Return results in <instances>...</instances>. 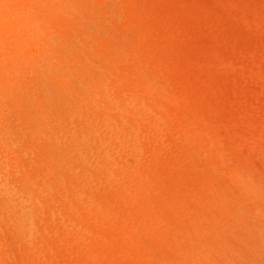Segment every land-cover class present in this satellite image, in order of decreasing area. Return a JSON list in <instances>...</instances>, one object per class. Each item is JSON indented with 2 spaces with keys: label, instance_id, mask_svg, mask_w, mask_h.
I'll return each instance as SVG.
<instances>
[{
  "label": "rangeland",
  "instance_id": "374dc122",
  "mask_svg": "<svg viewBox=\"0 0 264 264\" xmlns=\"http://www.w3.org/2000/svg\"><path fill=\"white\" fill-rule=\"evenodd\" d=\"M9 1L0 264H264V0Z\"/></svg>",
  "mask_w": 264,
  "mask_h": 264
},
{
  "label": "bare ground",
  "instance_id": "6f19581e",
  "mask_svg": "<svg viewBox=\"0 0 264 264\" xmlns=\"http://www.w3.org/2000/svg\"><path fill=\"white\" fill-rule=\"evenodd\" d=\"M0 1H2V0H0ZM6 1H8V0H6ZM10 1H11V0H10ZM10 1H9V4H10ZM15 1H17V0H15ZM21 1H23V0H21ZM24 1H25V0H24ZM24 1H23V2H24ZM29 1L31 2V0H29ZM45 1H46V0H45ZM48 1H49V0H48ZM57 1H58V0H57ZM61 1H62V0H61ZM67 1H68V0H67ZM73 1H74V0H73ZM73 1H72V3H73ZM42 2H43V0H42ZM54 2H56V1H54ZM54 2H52V4H51L50 2H49V3H50L51 5H54V6H55L56 4H54ZM59 2H60V1H59ZM68 2H69V1H68ZM6 3H8V2H6ZM26 3H27V2H25V4H26ZM32 3H33V2H32ZM47 3H48V2H47ZM47 3H46V4H47ZM49 3H48V4H49ZM56 3H58V2H56ZM65 3H66V2H63V4H65ZM69 3H70V2H69ZM83 3H84V2H83ZM173 3H174V2H173ZM9 4L7 5V7H4V8H5V9L8 8ZM37 4H38V6L42 5L41 2L38 3V1H37ZM37 4H36V5H37ZM58 4L61 5V2L58 3ZM74 4H75V2H74ZM127 4H128V3H127ZM0 5H3V4L0 3ZM4 5H5V4H4ZM4 5H3V6H4ZM31 5H32V4H31ZM60 5H59V6H60ZM67 5H68V4H67ZM38 6H37V7H38ZM62 6H63V5H62ZM68 6H70V5H68ZM77 6H78V5H77ZM77 6H76V7H77ZM79 6H80V5H79ZM87 7H88V6H87ZM2 8H3V7H2ZM4 8H3V9H4ZM32 8H33V7H32ZM40 8L42 9V7H40ZM44 8H45V5H44ZM44 8H43V9H44ZM56 8H57V6H56ZM78 8H79V7H78ZM45 9L47 10V8H45ZM45 9H44V10H45ZM49 9H50V8H49ZM64 9H65V8H64ZM88 9L90 10L89 7H88ZM1 10H2V9H1ZM1 10H0V11H1ZM29 10H30V8H29ZM31 10H32V9H31ZM46 10H45V11H46ZM51 10H53V9H51ZM103 10H104V9H103ZM127 10H128V9H127ZM3 11H4V10H3ZM5 11H6V10H5ZM54 11H56V10H54ZM54 11H53V12H54ZM130 11H131V10H130ZM14 12H15V11H14ZM20 12H21V11H20ZM57 12H58V11H57ZM122 12H124V10H123ZM0 13H1V12H0ZM2 13H3V12H2ZM9 13H10V12H9ZM9 13H7L8 16L11 15V14H9ZM12 13H13V10H12ZM22 13H23V12H21V14H22ZM44 13H45V12H44ZM46 13H47V12H46ZM50 13H51V12H50ZM62 13H63V12H62ZM125 13H127V12H125ZM3 14H4V13H3ZM19 14H20V13H19ZM21 14H20V16H21ZM35 14H36V13H35ZM53 14H54V13H53ZM63 14H64V13H63ZM5 15H6V14H5ZM17 15H18V14H17ZM26 15H27V14H26ZM32 15H34V14H32ZM32 15H31V16H32ZM54 15H55V14H54ZM66 15H67V14H66ZM128 15H129V14H128ZM3 16H4V15H3ZM13 16H14V15H13ZM18 16H19V15H18ZM20 16H19V17H20ZM34 16H35V15H34ZM34 16H33L32 18H34ZM51 16H52V15H51ZM56 16H57V14H56ZM126 16H127V15H126ZM1 17H2V16H1ZM9 17H10V16H9ZM53 17H54V16H53ZM2 18H3V17H2ZM4 18H5V17H4ZM4 18H3V19H4ZM14 18H15V16H14L13 18L11 17L10 19L14 22V21H15ZM29 18H30V17H29ZM32 18H31V19H32ZM16 19H17V18H16ZM27 19H28V18H27ZM39 19H40V18H39ZM39 19H38V20H39ZM57 19H58V18H57ZM1 20H2V19H0V22H1ZM11 20H10V21H11ZM35 20H36V19H35ZM134 20H136V19H134ZM18 21H19V18H18ZM18 21H17V22H18ZM26 21H27V20H26ZM26 21H23V22H26ZM29 21L31 22V20H29ZM29 21H27L28 23H26V24H29ZM5 22H9V21H6V20H5L4 23H2V24L4 25ZM13 22H12V23H13ZM20 22H21V20H20ZM20 22H19V23H20ZM128 22H129V21H128ZM9 23H10V22H9ZM19 23H17V24H19ZM10 24H11V23H10ZM10 24H9V25H10ZM30 24H31V23H30ZM34 24H35V23H34ZM11 25H12V24H11ZM67 25H68V24H67ZM117 25H118V24H117ZM124 25H125V24H124ZM124 25H123V26H124ZM14 26H16V25H14ZM54 26H55V25H54ZM56 26H57V25H56ZM63 26H64V25H63ZM78 26H79V25H78ZM78 26L76 25V27H78ZM0 27H2V26H0ZM6 27H7V29H8L9 26H6ZM17 27H18V26H17ZM27 27H28V26H27ZM33 27H34V26H33ZM35 27H36V24H35ZM61 27H62V26H61ZM65 27H66V26H65ZM67 27H68V26H67ZM2 28H4V27H2ZM2 28H1V29H2ZM11 28H12V27H11ZM11 28H10V29H11ZM20 28H21V27H20ZM29 28H30V27H29ZM29 28H28V29H29ZM31 28H32V27H31ZM42 28H44V26H43ZM58 28H59V27H58ZM81 28H82V27H81ZM116 28H118V27H116ZM28 29H27V31H28ZM34 29H35V28H34ZM34 29H33V30H34ZM39 29H40V28H39ZM39 29H37L38 32L35 31V30H34V31L37 32V33H40V32H39V31H40ZM52 29H53V28H52ZM56 29H57V28H56ZM71 29H72V27H71ZM71 29H69V30L71 31ZM11 30H12V29H11ZM19 30H20V29H19ZM42 30H43V29H42ZM65 30H66V29H65ZM15 31H16V30H15ZM48 31H49V30H48ZM50 31H52V30L50 29ZM50 31H49V34H50V35H49V34H48V35H49V37L51 38V33H50ZM62 31H63V30H62ZM83 31H84V30H83ZM87 31H88V30H87ZM1 32H2V31H0V33H1ZM7 32H8L9 34H13V33L9 32V30H8ZM13 32H14V31H13ZM18 32H19V31H18ZM20 32H22V31H20ZM31 32H32V31H31ZM60 32H61V30H60ZM71 32H72V31H71ZM74 32H76V31H74ZM27 33H28V32H27ZM33 33H34V32H33ZM41 33H43V31H41ZM44 33H45V35L47 36L46 31H45ZM65 33H66V32H65ZM22 34H23V33H22ZM24 34H25V33H24ZM82 34H83V32H82ZM36 35H37L38 37L42 38L41 36H39L40 34H36ZM45 35H44V36H45ZM83 35H84V34H83ZM93 35H94V34H93ZM11 36H12V35H11ZM46 36H45V37H46ZM128 36H129V35H128ZM9 37H10V35H9ZM62 37H63V36H62ZM23 38H24V37H22V38L20 37L21 40H22ZM31 38H32V37H31ZM53 38H55V37H53ZM0 39H3V38L0 37ZM4 39H5V38H4ZM8 39L11 40V37L8 38ZM24 39H26V38H24ZM24 39H23V40H24ZM37 39H38V38H36V40H37ZM42 39H43V38H42ZM44 39H45L46 42H47L48 38H44ZM44 39H43V40H44ZM6 40H7V39H6ZM28 40H29V39H28ZM32 40H34V39H32ZM32 40H30V41H32ZM50 40H51V39H50ZM58 40H59V39H58ZM146 40H147V39H146ZM8 41H9V40H8ZM11 41H12V40H11ZM51 41H52V40H51ZM77 41H78V40H77ZM12 42H13V41H12ZM33 42H35V40H34ZM37 42H38V41H37ZM37 42H36V43H37ZM39 42H41V40H39ZM39 42H38V43H39ZM52 42H53V41H52ZM54 42H55V41H54ZM0 43H1V42H0ZM10 43H11V42H10ZM18 43H19V41H18ZM38 43H37V45H38ZM41 43H42V42H41ZM41 43H40V44H41ZM125 43H127V42H125ZM146 43H147V42H146ZM152 43H153V42H152ZM11 44H12V43H11ZM23 44H24V43H23ZM25 44L27 45V43H25ZM30 44H31V43H29V45H30ZM108 44H109V43H108ZM156 44H157V43H156ZM156 44H155V45H156ZM0 45H3V42H2V44H0ZM31 45H33V44H31ZM43 45H44V44H43ZM46 45H47V43H46ZM81 45H82V44H81ZM83 45H84V44H83ZM157 45H158V44H157ZM7 46H8V45H7ZM24 46H25V45H24ZM27 46H28V45H27ZM27 46H26V47H27ZM33 46H34V45H33ZM41 46H42V45H41ZM88 46H89V45H88ZM4 47H5V49H6V46H4ZM4 47H3V48H4ZM42 47H43V46H42ZM48 47H49V46H48ZM48 47H47V48H48ZM89 47H90V46H89ZM111 47H112V46H111ZM154 47H155V46H153V48H154ZM159 47H160V46H159ZM20 48H22V47H20ZM30 48H32V47H30ZM30 48H29V49H30ZM5 49H4V51H5ZM16 49H17V47H16ZM26 49H27V48H26ZM35 49H36V48H35ZM48 49H49V48H48ZM0 50H1V49H0ZM9 50H10V49H7L8 52H7V51H5V52L0 51V52H2L3 54H4V53H9ZM33 50H34V49H33ZM38 50H40V48H38L36 51L38 52ZM43 50H45V47L43 48ZM11 51H12V50H11ZM15 51H16V50H15ZM40 51H41V50H40ZM102 51H103V50H102ZM156 51H157V50H156ZM156 51H155V52H156ZM158 51H159V50H158ZM158 51H157V52H158ZM160 51H161V50H160ZM28 52H29V51H28ZM43 52H44V51H43ZM117 52H118V51H117ZM117 52H116V53H117ZM10 53H11V52H10ZM13 53H14V52L12 51V55H13ZM16 53H17V52H16ZM16 53H14V54H15L14 56H15L16 59L18 58L17 60H19L20 58H19V57H16V55H17ZM24 53H25V52H24ZM35 53H36V52H35ZM35 53H34V54H35ZM105 53H106V52H105ZM107 53H108V52H107ZM32 54H33V53H32ZM32 54H31V55H32ZM34 54H33V55H34ZM93 54H94V53H93ZM100 54H101V53H100ZM100 54H98V57H99ZM118 54H119V53H118ZM8 55H9V56H8L7 58H9V57L11 56L10 54H8ZM20 55H21V53H20ZM20 55H19V56H20ZM28 55H29V53H28ZM33 55H32V56H33ZM38 55H40V54H38ZM41 55H42V54H41ZM5 56H6V54H5ZM32 56H30V57H32ZM43 56H44V54H43ZM105 56H106V55H105ZM118 56H119V55H118ZM24 57H25V55H24ZM26 57H27V56H26ZM102 57H103V56H102ZM10 58H11V57H10ZM10 58H9V60H10ZM40 58H41V57H40ZM103 58H104V57H103ZM1 59H2L1 62H3L4 59H3V58H1ZM26 59H27V58H26ZM24 60H25V59H24ZM40 60H42V59H40ZM11 61H12V60H11ZM27 61H28V60H27ZM33 61H34V60H33ZM33 61H32V62H33ZM35 61H37V60H35ZM125 61H126V60H125ZM9 62H10V61H9ZM37 62L40 63L39 61H37ZM22 63H24V62H22ZM29 63H30V62H29ZM6 64H7V63H6ZM6 64H5V65H6ZM25 64H26V62H25ZM124 64H125V63H124ZM128 64H129V63H128ZM39 65H40V64H39ZM129 65H130V64H129ZM175 65H176V63H175ZM178 65H179V64H178ZM173 66H174V64H173ZM197 66H198V65H197ZM2 67H3V66H2ZM14 67H15V66H14ZM30 68H31V67H30ZM125 68H126V67H125ZM28 69H29V68H28ZM97 69H98V68H97ZM31 70H32V69H31ZM123 70H124V69H123ZM133 70H134V69H133ZM127 71H128V70H127ZM131 71H132V69H131ZM6 72H7V71H6ZM47 72H48V70H47ZM114 72H115V71H114ZM114 72H113V73H114ZM116 72H117V71H116ZM122 72H123V71H122ZM64 74H65V72H64ZM132 74H133V71H132ZM106 75H107V74H106ZM115 75H116V74H115ZM123 75H125V74H123ZM126 75H127V74H126ZM66 76H69V75H66ZM20 77H21V76H20ZM105 77H106V76H105ZM105 77H104V78H105ZM116 77H117V76H116ZM202 77H203V76H202ZM106 78H107V77H106ZM129 78H130V74H129ZM129 78H128V79H129ZM203 78H204V77H203ZM117 80H118V79H117ZM125 80H126V79H125ZM119 81H120V80H119ZM122 81H123V80H122ZM131 81H132V80H130V82H131ZM208 82H209V81H208ZM3 83H4V82H3ZM14 83H15V82H14ZM121 83H122V82H121ZM127 83H128V82H127ZM127 83H126V84H127ZM130 85H131V83H130ZM135 85H136V84H135ZM136 86H137V85H136ZM183 86H184V85H183ZM0 87H1V86H0ZM13 87H14V86H13ZM15 87H16V86H15ZM15 87H14V88H15ZM113 87H114V86H113ZM125 87H126V86H125ZM147 87H148V86H147ZM200 87H201V86H200ZM3 88H4V87H3ZM131 88H132V87H131ZM133 88H134V87H133ZM113 89H114V88H113ZM117 89H118V88H117ZM137 89H138V87H137ZM5 91H6V90H5ZM8 91H9V90H8ZM10 91H11V90H10ZM118 91H119V89H118ZM149 91H150V90H149ZM154 91H155V90H154ZM154 91H153V92H154ZM119 92H120V91H119ZM122 92H124V89H123ZM150 92H151V91H150ZM153 92H152V93H153ZM44 93H45V92H44ZM44 93H43V94H44ZM124 93H126V92H124ZM150 94H151V93H150ZM125 95H126V94H125ZM132 95H133V94H132ZM136 95H137V93H136ZM153 95H154V94H153ZM158 95H159V94H158ZM158 95H157V96H158ZM160 95H161V94H160ZM158 98H159V97H158ZM180 98H181V97H180ZM146 99H147V97H146ZM141 100H142V99H141ZM148 100H149V99H148ZM77 102H78V101H77ZM144 102H145V101H144ZM146 105H147V104H146ZM153 105H154V104H153ZM172 105H173V104H172ZM158 107H159V106H158ZM154 108H155V107H154ZM5 111H6V110H5ZM187 112H189V111H187ZM154 114H155V112H154ZM200 118H201V117H200ZM121 119H122V118H121ZM196 121H197V120H196ZM200 121H201V120H200ZM188 122H189V121H188ZM113 123H114V122H113ZM186 125H187V124H186ZM190 126H191V124H190ZM199 126H201V125H199ZM199 126H198V127H199ZM203 126H204V125H203ZM205 126H206V125H205ZM182 127H183V126H182ZM191 127H193V126H191ZM199 128H200V127H199ZM201 128H202V127H201ZM201 128H200V129H201ZM184 132H185V131H184ZM142 133H143V132H142ZM54 134H55V133H54ZM61 135H62V134H61ZM184 135H185V134H184ZM204 135H205V134H204ZM204 135H203V136H204ZM2 136H4V135H2ZM154 137H156V136L154 135ZM158 137H159V136H158ZM158 137H157V138H158ZM166 137H167V136H166ZM186 137H187V136H186ZM188 137H189V136H188ZM201 138H202V137H201ZM164 139H165V138H164ZM166 139H167V138H166ZM189 139H190V138H189ZM200 140H201V139H200ZM168 141H169V140H168ZM197 141H198V140H197ZM162 142H163V141H162ZM171 142H173V141L171 140ZM199 142H200V141H199ZM203 142H204V140H203ZM166 143H167V142H166ZM200 143H201V142H200ZM101 144H102V143H101ZM201 144H202V143H201ZM137 145H138V144H137ZM173 145H174V144H173ZM202 145H203V144H202ZM166 147H167V146H166ZM168 148H169V147H168ZM171 148H172V147H171ZM173 148H174V147H173ZM215 149H217V148H215ZM174 150H175V149H174ZM217 151H218V150H217ZM144 153H145V152H144ZM217 153H218V152H217ZM48 154H49V153H48ZM142 154H143V153H142ZM218 154H219V153H218ZM216 157L219 158L218 156H216ZM153 158H154V157H153ZM221 158H222V157H221ZM150 159H151V158H150ZM210 161H211V160H210ZM223 161H224V158H223ZM221 162H222V161H221ZM223 163H224V162H223ZM221 164H222V163H221ZM224 164H225V163H224ZM177 165H178V164H177ZM216 165H217V164H216ZM218 165H219V164H218ZM218 165H217V166H218ZM226 165H227V164H226ZM217 166H216V167H217ZM176 167H178V166H176ZM227 168H229V167H227ZM225 170H226V168H225ZM229 170H230V168H229ZM232 171H233V170H232ZM166 180H167V179H166ZM240 180H241V179H240ZM236 182H237V181H236ZM238 182H239V181H238ZM240 182H241V181H240ZM236 185H237V184H236ZM241 192H242V191H241ZM175 193H176V192H175ZM83 195H84V194H83ZM31 196H32V195H31ZM252 206H253V205H252ZM164 209H165V207H164ZM76 215H77V214H76ZM66 218H67V217H66ZM63 224H64V223H63ZM68 246H69V245H68Z\"/></svg>",
  "mask_w": 264,
  "mask_h": 264
}]
</instances>
